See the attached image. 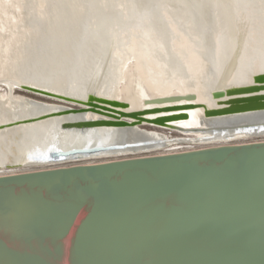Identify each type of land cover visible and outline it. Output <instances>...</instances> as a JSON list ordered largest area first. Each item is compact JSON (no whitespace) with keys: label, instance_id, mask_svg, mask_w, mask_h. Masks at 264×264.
<instances>
[{"label":"bare ground","instance_id":"bare-ground-1","mask_svg":"<svg viewBox=\"0 0 264 264\" xmlns=\"http://www.w3.org/2000/svg\"><path fill=\"white\" fill-rule=\"evenodd\" d=\"M260 77L264 0H0V125L81 109L1 129L0 176L263 142L264 108L209 113ZM79 120L92 126L61 127ZM113 144L123 148L39 161Z\"/></svg>","mask_w":264,"mask_h":264},{"label":"water","instance_id":"water-1","mask_svg":"<svg viewBox=\"0 0 264 264\" xmlns=\"http://www.w3.org/2000/svg\"><path fill=\"white\" fill-rule=\"evenodd\" d=\"M256 82L209 113L232 111L234 100L241 112L264 108V94L253 92L264 77ZM116 148H71L39 161ZM0 264H264V141L0 176Z\"/></svg>","mask_w":264,"mask_h":264},{"label":"rangeland","instance_id":"rangeland-1","mask_svg":"<svg viewBox=\"0 0 264 264\" xmlns=\"http://www.w3.org/2000/svg\"><path fill=\"white\" fill-rule=\"evenodd\" d=\"M16 93L18 94H22V95H26V96H29V97H32V98H35V99H38V100H43V101H50V102H56L58 100H53L51 98H45L43 96H40V95H36V94H33V93H30L28 91H23V90H20V89H16L15 91ZM66 105H70L68 102H64ZM70 106H76V105H70ZM176 135H178L177 133H172V136L175 137ZM178 137V136H176ZM258 138H264V136H260V137H255V139H258ZM252 139V138H250ZM151 153H154L153 151H145V152H138V153H132V154H123V155H116V156H106V157H102V158H95V159H78V160H72V161H67L65 162V164H82V163H87L89 161H96V162H100V161H103V160H113V159H116V158H124V157H131V156H138V155H143V154H151ZM88 160V161H87ZM60 161V160H58Z\"/></svg>","mask_w":264,"mask_h":264}]
</instances>
